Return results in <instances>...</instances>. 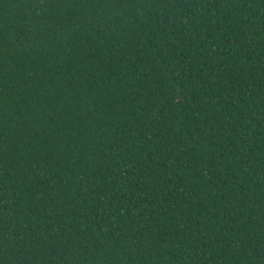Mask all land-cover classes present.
Instances as JSON below:
<instances>
[{"label":"trees","instance_id":"obj_1","mask_svg":"<svg viewBox=\"0 0 264 264\" xmlns=\"http://www.w3.org/2000/svg\"><path fill=\"white\" fill-rule=\"evenodd\" d=\"M0 264H264V0H0Z\"/></svg>","mask_w":264,"mask_h":264}]
</instances>
